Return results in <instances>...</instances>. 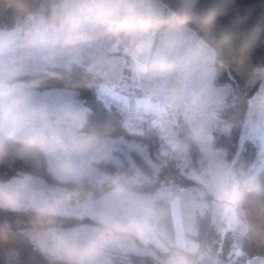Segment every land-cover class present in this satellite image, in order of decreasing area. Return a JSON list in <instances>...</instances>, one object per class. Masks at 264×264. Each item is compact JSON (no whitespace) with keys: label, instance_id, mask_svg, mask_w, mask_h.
Here are the masks:
<instances>
[{"label":"clouds","instance_id":"1","mask_svg":"<svg viewBox=\"0 0 264 264\" xmlns=\"http://www.w3.org/2000/svg\"><path fill=\"white\" fill-rule=\"evenodd\" d=\"M5 3L25 20L0 30V164L14 156L42 168L56 183L50 186L42 176L24 171L0 179V211L32 213V228L22 235L49 264H111L115 252L155 256L153 249L164 254L160 264H222L218 253L198 238L195 217L182 211L180 195L140 191L153 183L159 165L148 162L152 174L135 164L113 174L96 168L113 159L114 128L111 122L93 123L92 109L75 91L95 89L98 98L115 105L129 132L144 122L167 130L182 105L190 108L192 118L214 107L218 120L226 90L216 88L215 81L232 37L213 43L201 33L210 32L222 9L198 12L197 0H182L178 8L162 0H49L47 8L34 11L23 0ZM255 39L254 33L250 42ZM101 41L123 44V55L85 62L80 54ZM33 57H39V68L30 67ZM73 65L82 75L77 84L69 75ZM258 71L264 74V68ZM25 75L32 78L21 79ZM52 78L71 86L41 91ZM170 80L176 81L171 89L132 91L145 82ZM194 80L203 87L189 91ZM239 126L241 146L256 143L264 166V85L248 101ZM235 127L236 122L224 121L222 131L231 134ZM188 139L202 144L212 138L199 124L190 127ZM194 178L212 195L200 214L208 216L222 238L257 232L245 208L249 198L264 196L257 171L221 160L207 179ZM69 216L89 217L93 223L65 228L60 220ZM8 238L7 231H0V240Z\"/></svg>","mask_w":264,"mask_h":264},{"label":"trees","instance_id":"2","mask_svg":"<svg viewBox=\"0 0 264 264\" xmlns=\"http://www.w3.org/2000/svg\"><path fill=\"white\" fill-rule=\"evenodd\" d=\"M167 7L178 8L182 0H162ZM27 10L34 11L44 7L47 8L49 0H23ZM220 7L221 13L218 15L215 25L208 33H201L206 39L215 43L226 36H231V42L222 51L224 67L215 83L226 86L227 91L223 100V110L220 116L224 121L232 120L237 123L231 134H225L222 130L213 131V146L222 148L223 158L231 160L239 149L241 137L240 124L243 123L248 101L257 92L264 82V74L258 69L264 68V0H197L195 9L198 12H205L211 8ZM25 20L23 13L17 12L14 8L7 7L5 0H0V29H11ZM256 34V39L250 42V37ZM122 53V51H116ZM59 70V69H57ZM71 84L82 81L80 69L72 66ZM30 75L22 76L21 79H30ZM71 86L65 81L49 79L41 91ZM75 91L82 98L86 106L92 109L91 121L96 124L111 122L114 132L113 137L123 138L127 141H135L143 144L150 154L153 163L159 165V170L155 172L154 181L151 185L141 189L144 193H153L162 185L176 184L183 187L201 186L195 178L189 176L186 171L194 167H199V152L190 140V160L182 161L178 156L169 151H164V145L158 137V130L150 128L148 125L141 126V131L129 132L122 127L123 117L115 105H108L98 98L95 89L78 87ZM148 124V123H147ZM187 131H180L183 136H188ZM119 151L118 149L116 150ZM120 152V151H119ZM118 152V153H119ZM131 159L140 168L149 171L148 161L143 153L133 148L131 149ZM238 154V164L242 168H248L256 153V146L251 140L245 141ZM122 155V154H121ZM122 157L120 163L113 161H101L97 166L105 173L113 174L126 170L130 165L129 159ZM31 172L43 177L51 184L56 182L47 176L43 169L37 170L29 162L10 156L0 164V179H8L18 172ZM260 179L264 181V171L260 173ZM70 187V186H69ZM91 185L86 184L85 188ZM249 214V219L257 226V232L242 237L239 243V254L233 251L229 254L231 246L230 239H227L225 247L221 253L224 259L230 260L231 264H244L248 257L264 256V196L249 198L245 205ZM200 210L196 212V225L198 228V238L202 243L208 245L214 251V247L209 242L211 225L208 216L201 215ZM33 215L31 212H7L0 211V231H7L9 238L0 240V264H49V260L41 255L34 245L22 235L27 229L32 228ZM60 223L65 228L77 225L92 224L89 217L78 219L74 216L61 218ZM155 256L140 252H115L111 259L123 264H160L164 259V254L158 250Z\"/></svg>","mask_w":264,"mask_h":264},{"label":"rangeland","instance_id":"3","mask_svg":"<svg viewBox=\"0 0 264 264\" xmlns=\"http://www.w3.org/2000/svg\"><path fill=\"white\" fill-rule=\"evenodd\" d=\"M162 3H163V5H165L164 2H162ZM0 30H4V29H0ZM123 48H124L123 44H117V43L112 42V41H101V42L93 45L91 48L84 50L80 55H81V58L85 62H87L89 59L95 58V57L119 58L123 55ZM116 51H122V53H116ZM61 63H63V61ZM29 64H30V67L32 69L39 68L41 66L40 61H39V57H33L32 59H30ZM262 85H264V82L261 84L260 88L257 90V92L252 97H254L258 93V91H260ZM175 86H176L175 80H170L167 84H163V85H156V84H153L151 82H145L141 85H138L132 91L136 95H141L142 91L148 90V89H151L154 87L160 88L163 90H167V89H171ZM187 87H188L189 91H197L201 87H203V85L201 84V82L194 80L191 83H189L187 85ZM215 87L225 89L226 91L228 90L226 86H220V85H217L216 83H215ZM55 89H60V88H55ZM49 90H53V89H49ZM76 98L79 101H81L82 103H84L82 98L79 96L78 93H77ZM215 111H216V109L213 107V108L209 109V111L207 113H205V115L192 118L190 108L182 105L181 108L178 110V112H177L175 118L173 119L172 123L168 127V129L165 131H158L157 132L159 139L162 141V143L164 145L163 146L164 151L167 150V151L173 153V148L171 147V145L176 144V143L181 144L183 146L182 150H176V151H174V154L176 156H178L182 161L189 162V160H190V154H189L190 153V142H189L188 136H183L182 134H180V131L181 132L187 131L188 132L187 135H189V131H190L191 126H196L199 124H205L212 139L210 141H207V142L202 143V144L195 143V146L199 152L200 165H199V167H194V168H191L190 170L186 171V173L189 176L194 178V174H195V175L203 176V177H205V179H207L209 176V173H211L216 168V166L221 162V160H224L228 163H234V165L237 169H243L245 172H247L249 170L257 171L259 178H260V173L262 171H264V166H261V161H260V157H259V148H258V145L256 143H255V146H256L255 157H254L253 161L251 162V164L248 168H242L238 164V161H239L238 160V154H240L239 152L241 151V148L243 147V145L241 146V137H240V141H239V149H238L237 153L235 154L234 158H232L231 160H225L223 158L222 148L213 146V131L218 130V129L222 130L223 122H224V120L222 119L220 114H219L220 118L218 120L214 119L213 113ZM147 123L148 122H144V123L140 124L138 126V129H139L138 131H141V129H142L141 126H145V125L149 126V124H147ZM113 138L117 141V143L115 145V151L113 153V159L109 160V161L120 163L122 161L121 156L123 155V157L125 159H129L131 164H134L133 160L131 159V152L130 151H131V149L135 148V149L139 150L141 153H143L145 159L148 162L149 161L153 162L150 154L148 153L146 147L143 144H140V143L135 142V141H127L123 138H116V137H113ZM117 149L120 151V152L118 151L119 153L116 151ZM96 168L99 171L104 172L97 165H96ZM45 181L50 186L55 185V184L49 183L47 180H45ZM159 192H162L165 194L171 193L173 195H176V194L180 195L182 211L185 212L186 214L193 215L195 218H196V212L198 210L201 211L202 207L205 204L210 203L212 200V195H211L210 191L208 190V187L203 183H201V186H192V187L191 186L190 187L189 186L183 187V186H179V185L172 184V183L165 184V185H162L156 192L149 193V194H156ZM142 193H144V192H142ZM164 202H166V200L160 201V203H164ZM195 222H196V219H195ZM83 225H89V224H83ZM29 229H27V230H29ZM227 239H230V243H231V246L229 247V254H231L233 251H236L237 254H239L238 248H239V243H240L242 237H237V236H234L232 233H228L227 235H225L222 238L217 233V231L211 226L209 242L214 247L213 252L218 253L219 259L221 260L222 264H231L230 260L224 259L221 255V253L225 247V243H226ZM115 263H117V262H114L111 259V264H115ZM120 264H123V263H120ZM244 264H264V256L248 257Z\"/></svg>","mask_w":264,"mask_h":264},{"label":"crops","instance_id":"4","mask_svg":"<svg viewBox=\"0 0 264 264\" xmlns=\"http://www.w3.org/2000/svg\"><path fill=\"white\" fill-rule=\"evenodd\" d=\"M156 192V191H155ZM154 193V192H153ZM146 194H149V193H146ZM167 203V201L166 202H164V203H162V204H166ZM72 228V227H71ZM115 264H120V263H115Z\"/></svg>","mask_w":264,"mask_h":264}]
</instances>
